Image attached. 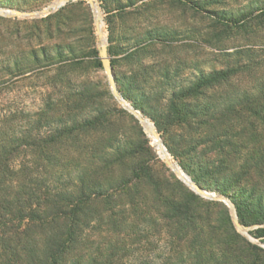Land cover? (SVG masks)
<instances>
[{
    "label": "rangeland",
    "instance_id": "obj_1",
    "mask_svg": "<svg viewBox=\"0 0 264 264\" xmlns=\"http://www.w3.org/2000/svg\"><path fill=\"white\" fill-rule=\"evenodd\" d=\"M92 1L93 6L73 0L52 8L61 0H0V9L9 13H0V118L24 113L30 121H16L15 131L53 134L55 127L44 123L38 130L31 122L45 110L44 103L60 101L73 91L85 92L88 99L82 109L70 115L77 113L93 129L78 136L75 148L95 143L98 154L106 156V168L96 179L102 186L124 182L134 188L141 182L138 202L148 210L147 217L160 222L153 211L158 200L152 196L151 181L172 175L192 190L167 166L151 133L111 93L100 66L104 48L118 94L152 124L173 164L192 180L187 164L192 157L202 156L228 166L221 174H229L238 186L229 194L246 191L264 199V0ZM15 12L38 15L18 17ZM215 72H221L223 79L194 88L200 77ZM213 114H226L224 124L247 144L217 148L208 143L207 134L217 131L220 122L212 123ZM48 115L54 117L47 112L44 118ZM73 142L62 146L69 152ZM72 156L69 160L63 156L64 169L55 168L56 185L63 190L76 186L77 176L88 167L86 158ZM202 189L218 200L192 192L224 204L236 234L264 250L263 210L245 209L250 223L241 224L231 200L218 192V186ZM105 228L104 222L85 233L91 240L102 238L111 245L118 239L122 258L117 264H155L174 256L164 230L157 234L150 223L139 229L148 234L146 240L138 239L132 227L118 232Z\"/></svg>",
    "mask_w": 264,
    "mask_h": 264
},
{
    "label": "trees",
    "instance_id": "obj_2",
    "mask_svg": "<svg viewBox=\"0 0 264 264\" xmlns=\"http://www.w3.org/2000/svg\"><path fill=\"white\" fill-rule=\"evenodd\" d=\"M261 12L264 14V8ZM223 77L221 72L202 76L194 88ZM261 91L264 96V85ZM87 99L85 92L77 90L62 95L60 101L44 103L45 110H40L35 115L37 120L31 122L38 130L44 123L48 128L55 127L53 134L50 131L45 136L40 131L13 129L16 121H30L27 114L0 118V264H117L122 258L118 239H113L115 244L111 245L102 238L91 240L87 235L88 230L101 227L104 222L106 232H118V228L128 226L143 240L148 234L139 230L140 225L150 223L157 234L163 229L169 252L174 256L155 264H264V250L236 234L224 204L201 198L172 175L164 176L161 182L151 181L152 196L158 200L153 211L162 219L158 223L155 217H147L148 210L138 202L141 182L134 188L124 182L102 186L96 179L106 168V156L98 154L100 149L95 143L81 144L77 149L74 146L79 135L93 129L77 113L70 115L72 111L80 112ZM261 109L264 115V106ZM47 112L54 117L44 118ZM225 116L212 118V123L220 122L217 131L207 134V142L217 148L246 145L245 138L224 124ZM66 141H74L73 150L68 152L62 146ZM65 154L68 160L76 155L75 159L86 158L88 163L83 172L89 174L78 175L77 185L70 184L71 190L61 189L55 182V168L64 169L61 164ZM201 157L196 155L187 164L196 185L207 190L218 186V192L231 200L241 224L250 223L246 222L245 209L264 212V199L255 198L252 192L229 194L230 189L238 186L231 182L229 174H221L228 166L215 165ZM218 173L220 180H213ZM213 239L215 243L210 242Z\"/></svg>",
    "mask_w": 264,
    "mask_h": 264
},
{
    "label": "water",
    "instance_id": "obj_3",
    "mask_svg": "<svg viewBox=\"0 0 264 264\" xmlns=\"http://www.w3.org/2000/svg\"><path fill=\"white\" fill-rule=\"evenodd\" d=\"M69 1H73V0H61V2L56 3L52 6V8H57L59 6H61L64 3H67ZM88 2L91 6H93V1L92 0H83ZM0 13H4V14H9L8 12H5L3 10L0 9ZM15 16L18 17H28L31 15L37 16L38 13H23V12H15L14 13ZM101 65L105 71V74L108 78V83L110 86V90L111 93L113 94V96L118 100V102L128 111L132 112L134 114V116L136 118H138V120L143 124V121L146 120L145 118H143L138 112H136L132 107H130L123 99L122 97L118 94L117 88H116V83L114 81V77L112 75V69H111V65H110V60L108 59L107 55H106V50L103 48L102 49V56H101ZM152 136H154V138H156L157 140L160 141L159 137L157 136L156 132L153 130L152 132ZM161 142V141H160ZM162 144V143H161ZM163 146V145H162ZM165 153L168 156V153L165 149V147L163 146ZM163 158V157H162ZM166 164L169 168H171L174 172H176L174 164L167 158L165 159ZM176 166V165H175ZM177 173V172H176ZM177 175L180 177V179L188 186L191 188L192 191H194L196 194L208 198V199H214V200H218V198H216L214 195L207 193L205 190H203L201 187H199L198 185H196L188 176H186L182 171L180 173H177ZM186 178H188L186 181Z\"/></svg>",
    "mask_w": 264,
    "mask_h": 264
},
{
    "label": "bare ground",
    "instance_id": "obj_4",
    "mask_svg": "<svg viewBox=\"0 0 264 264\" xmlns=\"http://www.w3.org/2000/svg\"><path fill=\"white\" fill-rule=\"evenodd\" d=\"M93 12H94V15H95L96 19L98 20V10H97V8L95 6L93 7ZM97 28H98L97 31H99V33H101V31H102V24L98 22L97 23ZM143 125H144L145 129H147L151 133V135H152V132H153V126H152V124L148 120H144L143 121ZM152 140H153V143H154L156 149L159 151L160 155L164 158V160L167 159L168 156L165 153L164 148H163L161 142L159 140H157L156 138H154V136H152ZM174 167H175V169H176L175 171L177 173H180L181 172V169H179L178 166H175V163H174ZM187 179L188 178H186V181H188Z\"/></svg>",
    "mask_w": 264,
    "mask_h": 264
}]
</instances>
